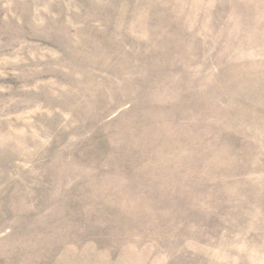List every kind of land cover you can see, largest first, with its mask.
<instances>
[{
	"label": "rangeland",
	"instance_id": "obj_1",
	"mask_svg": "<svg viewBox=\"0 0 264 264\" xmlns=\"http://www.w3.org/2000/svg\"><path fill=\"white\" fill-rule=\"evenodd\" d=\"M0 264H264V0H0Z\"/></svg>",
	"mask_w": 264,
	"mask_h": 264
}]
</instances>
